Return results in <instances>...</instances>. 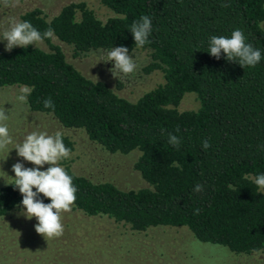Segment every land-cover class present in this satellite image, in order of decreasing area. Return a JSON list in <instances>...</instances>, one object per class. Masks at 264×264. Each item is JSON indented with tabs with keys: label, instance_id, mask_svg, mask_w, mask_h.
<instances>
[{
	"label": "trees",
	"instance_id": "obj_1",
	"mask_svg": "<svg viewBox=\"0 0 264 264\" xmlns=\"http://www.w3.org/2000/svg\"><path fill=\"white\" fill-rule=\"evenodd\" d=\"M99 1L113 13L105 21L84 3L66 4L49 20L39 8L26 11L20 21L41 32L54 29V38L44 41L47 49L0 50V88L31 87V111L81 129L105 152L140 153L134 167L147 185L137 189L94 182L66 164L78 188L72 209L131 231L185 227L199 241L236 254L263 251L264 191L254 177L264 173V59L243 68L223 52L217 60L207 51L211 36L230 37L240 28L264 55V0ZM143 15L151 18L153 31L150 43L136 47L129 28ZM54 39L71 47L74 57L120 46L129 53L144 51L149 61L143 73L160 71L163 81L128 100L82 74ZM188 92L196 94L198 106L180 110ZM48 97L54 110L44 107ZM168 132L182 137L179 150L167 142ZM62 136L72 151V141ZM205 139L211 143L207 150ZM11 183L0 186V218L23 207V196ZM197 184L204 190L194 192ZM39 198L51 202L43 194Z\"/></svg>",
	"mask_w": 264,
	"mask_h": 264
},
{
	"label": "rangeland",
	"instance_id": "obj_2",
	"mask_svg": "<svg viewBox=\"0 0 264 264\" xmlns=\"http://www.w3.org/2000/svg\"><path fill=\"white\" fill-rule=\"evenodd\" d=\"M70 3H84L102 21L113 16L99 0H8L7 4L5 0H0V34L9 28L13 20H20L26 11L39 8L49 20ZM54 42L61 45L66 60L82 74L104 81L128 100L135 101L163 81L160 71L143 73L142 69L149 61L144 51L129 53L137 61V70L118 78L109 71L114 67L113 61L98 63L102 50L74 57L71 47L56 39ZM6 43V40H0V50H5ZM34 46L47 49L44 42ZM23 87L12 85L0 88V108H4L5 115H9L3 123L8 125L13 137V144L8 146V150L22 143L32 131L60 132L73 143L70 158L59 161L60 166L69 164L78 175L94 182L110 181L124 190L147 185L134 167L140 154L137 150L128 154L105 152L81 129L66 128L52 114L31 111L27 104L19 102L17 97ZM195 97L193 92L185 93L178 108L196 109L198 102ZM8 150L0 151V186L13 182L14 163L36 167L19 157L16 149L9 154ZM48 167L50 165L45 164L41 170ZM22 211L23 207L0 218V264H264V250L249 255L236 254L224 246L199 241L185 227L159 226L142 232L131 231L110 218L87 216L74 209L61 213L63 235L47 238L36 232L37 219H27Z\"/></svg>",
	"mask_w": 264,
	"mask_h": 264
},
{
	"label": "clouds",
	"instance_id": "obj_3",
	"mask_svg": "<svg viewBox=\"0 0 264 264\" xmlns=\"http://www.w3.org/2000/svg\"><path fill=\"white\" fill-rule=\"evenodd\" d=\"M8 3V0H5ZM221 4V7H228ZM132 33L135 46L143 47L150 43L149 37L153 31L151 18L143 15L138 21H134L129 28ZM54 38V29L48 27L44 32L39 31L29 21L13 20L8 29L0 34V40H6L5 51H11L14 47L27 48L29 45L43 43L46 39ZM208 53L217 60L221 58V53L230 62H236L241 67L254 68L264 59L260 49L247 42L244 31L236 28L231 32L230 37L224 35H213L209 39ZM114 62V67L109 71L114 77L128 76L133 74L138 67L137 61L129 55V49L120 46L101 51L99 62ZM33 89L24 86L20 90L17 99L19 102L27 104L28 97ZM45 108L55 109V104L51 97L43 101ZM9 119L5 115V109L0 108V151L8 150V146L13 144V137L9 132L8 125L3 123ZM167 132L166 129L161 130ZM178 133L179 127L175 129ZM167 142L179 150L182 144V137L168 132ZM202 147L207 150L211 147L209 140L202 141ZM17 155L23 160L30 162L36 167H25L23 163L17 162L12 165L15 176L11 177L15 188L22 194L21 204L24 211L21 212L27 219L35 217L38 223L35 230L38 234L47 238H59L64 233L62 224V212H70L75 204L78 188L73 184V177L60 166L59 161L68 159L71 149L63 142L62 133L49 134L47 131H32L26 135L22 143H17L14 148ZM8 150L9 152L12 150ZM8 157V155H7ZM7 159V158H6ZM5 159V160H6ZM45 164L50 165L46 170H41ZM5 173V172H4ZM6 174V173H5ZM256 187L264 191V173L254 177ZM35 189V191H34ZM204 190V186L197 184L193 191L199 193ZM49 198L50 203L45 204L40 195ZM199 209L194 210V214H199Z\"/></svg>",
	"mask_w": 264,
	"mask_h": 264
}]
</instances>
